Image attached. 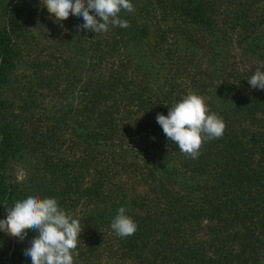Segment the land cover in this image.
Returning a JSON list of instances; mask_svg holds the SVG:
<instances>
[{
    "label": "trees",
    "instance_id": "obj_1",
    "mask_svg": "<svg viewBox=\"0 0 264 264\" xmlns=\"http://www.w3.org/2000/svg\"><path fill=\"white\" fill-rule=\"evenodd\" d=\"M256 2L131 0L134 11L119 13L129 27L109 25L92 38L77 27L82 17L70 14L56 22L43 0H0V219L32 194L54 197L69 211L80 206L83 228L74 264H264V90L252 88L250 77L239 74L215 85L205 103L226 127L221 137L206 139L192 159L153 121L152 94L128 87L119 72L123 63L107 60L120 50L127 60L140 57L142 64L152 63V55L171 61L184 44L190 50L202 47L200 53L214 65L225 48L248 52L260 65L264 8L251 9ZM216 4L221 13L213 18ZM251 11L257 19L248 20ZM166 22L172 23L167 28L174 41L161 46L155 37L148 51L146 38L162 37ZM46 25L67 30L69 41L62 44L87 43L83 77L88 84L78 96L71 90L72 58L30 57L38 42L32 28ZM32 61L35 82L21 77L22 67ZM50 64L54 68L44 74ZM37 96L55 97L57 106H42ZM130 108L134 113L127 117ZM116 114L123 115L119 123ZM141 127L148 129L145 140L135 136ZM116 133L135 142L116 147ZM67 150L76 152L67 156ZM9 161L23 163L31 182L9 180ZM121 206L138 225L125 238L111 228ZM36 234L28 230L24 240L0 254V264H32L25 250Z\"/></svg>",
    "mask_w": 264,
    "mask_h": 264
},
{
    "label": "clouds",
    "instance_id": "obj_2",
    "mask_svg": "<svg viewBox=\"0 0 264 264\" xmlns=\"http://www.w3.org/2000/svg\"><path fill=\"white\" fill-rule=\"evenodd\" d=\"M43 4L56 22L67 19L70 14L76 15L84 21L78 29L95 33L106 32L109 25L129 27V22L121 19L119 13L134 11L131 0H43ZM248 83L254 89L264 90V63L256 67ZM156 121L165 136L192 159L198 158L206 139L221 137L226 127L223 118L210 111L204 97L194 92L171 106L167 115L158 113ZM6 211V218L0 219V231L20 240L25 239L28 230L37 233L25 250L32 264H74L73 250L83 227L78 218L59 206L56 198L32 194L16 201ZM126 211V207L121 206L111 223V228L121 238L133 235L138 228Z\"/></svg>",
    "mask_w": 264,
    "mask_h": 264
},
{
    "label": "rangeland",
    "instance_id": "obj_3",
    "mask_svg": "<svg viewBox=\"0 0 264 264\" xmlns=\"http://www.w3.org/2000/svg\"><path fill=\"white\" fill-rule=\"evenodd\" d=\"M211 1L223 4V2L231 0ZM220 6L216 4V7L213 9L211 13V16L213 18H216L217 16H219L218 14L221 13ZM251 6H253L251 7V9H254V11H262L261 6H263L264 8V0H257V2ZM255 6L258 7L256 8ZM254 11L248 13V20H254V18L257 19L258 15ZM171 24L170 22L162 24L161 29L165 32L162 37L151 34L146 38L145 43L148 51L150 48V44H154L153 42L155 37L160 38L159 42H161V46H168L169 43L174 41V31H169L167 28V25ZM43 28H41L40 26H37V28H32V32L38 42H33L31 46L32 55L30 57L32 58V56L34 55L35 57L33 58V60H36V58H38L41 53L42 55L51 54L54 57H58V59L60 57L62 58L63 56L68 59L72 58V66H75L76 70L71 74V78L74 80V85L71 87V90H75L74 95L78 96L85 85L88 84L87 79L83 77V72L85 71L84 65L87 64V58L85 57L87 54H89V52L87 53L85 51L87 48V43L85 47L83 45H74L73 43L62 44L69 41L68 38L64 37L65 33H67V30L61 31L58 29L57 31H53L54 29H52L51 25H46ZM41 30H43L44 35H41V33H39L42 32ZM85 32L88 33L87 36H92V38H96L98 34L87 29ZM69 36H73V40H76L75 33H72V35ZM191 39L192 36L190 37V39H188L189 43H191ZM45 47H47L46 50H44ZM202 50V47H199L198 50H190L183 44L180 46L177 52L175 51L172 54L171 61L163 59L159 55H152L151 58H153V62H147V64H142L140 62V57H134L127 60L126 57L123 56V53H120V50H117L116 54H113V56L107 58V60L113 61L114 65H116L117 62L123 63V65L121 66L124 67L119 72L121 75L127 78L124 83L127 84L128 87H138L141 93L145 95H147L148 93L152 94L153 97L151 101L155 103V105L150 106V108L152 109L151 117L154 121L156 120V116L158 113L167 115L169 108L175 103L179 102L185 95L190 92H194L203 96L204 99L209 102V100L211 99L209 97V93L210 91L214 90L215 85H218L221 81L230 78L233 74H239L241 77H251L260 62V60L256 56L248 52L225 48L223 51L219 52V54L216 53L218 54V63L217 65H214L215 61H213L210 56H206L200 53ZM54 61L55 59L53 60V62ZM35 63V61H32V63H30L28 66L22 67L24 70V74H22L21 77L29 76L30 79H32V75L36 72ZM52 68L54 67L51 66V64L46 65L44 74L48 73L49 69ZM213 70L215 71L216 75H213ZM64 73H66V71ZM33 81L35 82V80ZM32 88L35 89V86H32ZM37 97V102H40L42 106H48L52 109L57 106L56 102L58 100H56L55 97H46L45 99H41L39 98V96ZM157 105L159 107H157ZM121 113L125 114L123 111H121ZM133 113L134 111L130 108L129 111L126 112L127 117H132ZM70 114L73 115V118H79L76 113L70 112ZM122 114L120 116L119 114L115 115L116 117H118V123L122 121ZM140 114L141 113L139 112L137 115L140 116ZM118 126L119 124H116L117 128ZM147 130V128L141 127L136 131L135 136L140 140H145V138L147 137ZM66 142L61 146V150L65 148ZM113 142H115L114 145L117 147L120 144L131 145L133 142H135V140L131 136L124 138L121 136V134L116 133L114 135ZM57 149L60 148L57 147ZM75 152L76 150L63 151V153L67 154V156H69L70 153ZM55 154L56 153H54V158H56ZM5 172L10 176L9 180L19 183L22 180H25V182H31L29 176L27 175L28 173L25 166L19 161H9L8 169ZM64 210L75 218H78V216L83 213L82 211H84L78 205L72 211H69L66 208ZM0 239V254L6 253L10 248L20 243V239L7 234L4 236L1 235ZM124 262L125 264H133L131 262H128L127 260H124Z\"/></svg>",
    "mask_w": 264,
    "mask_h": 264
}]
</instances>
